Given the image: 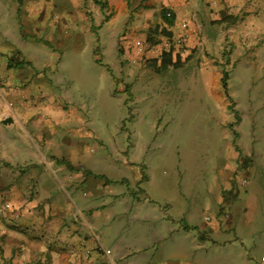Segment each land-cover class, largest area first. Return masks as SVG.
Listing matches in <instances>:
<instances>
[{"label":"crops","instance_id":"1","mask_svg":"<svg viewBox=\"0 0 264 264\" xmlns=\"http://www.w3.org/2000/svg\"><path fill=\"white\" fill-rule=\"evenodd\" d=\"M6 1L0 3V19L2 12L13 17ZM243 1L236 0L232 14L219 16L224 8L219 0L215 7L208 6L209 0H119L102 26L112 31L115 21L123 24L132 14V29L155 24V30L163 10L169 9L174 16L170 30L179 32L180 21L186 19L190 51L200 46L197 59L179 65L169 58L173 64L158 61L157 66L178 83H205L222 119H227L221 93L226 80H221L218 66L230 68L229 77L237 72L244 78L246 96L228 90L240 116L239 139L226 146L207 179L197 170L184 174L180 159L171 161L167 151L157 152L161 143L102 139L94 129L87 130L76 109L54 107L49 98L38 103L39 109L23 108L20 95L25 90L18 88L8 96L14 108L7 109L0 97V113H5L0 119V159L9 165L0 169V208L26 235L51 248L54 264H264V181L253 186L250 175L248 180L236 175L241 163L248 172L264 162V142L253 135L244 139L241 130L246 117L253 122L264 116L259 112L264 92H251L264 77V13L257 10L264 1L248 0L247 8L238 11ZM227 22L233 24L222 28ZM204 47L210 56L204 55ZM116 66L124 81L133 83L132 95L136 85L144 91L152 79L142 65ZM7 118L11 121L4 122ZM259 132L264 138V130ZM92 137L99 140L94 152L88 148Z\"/></svg>","mask_w":264,"mask_h":264},{"label":"rangeland","instance_id":"2","mask_svg":"<svg viewBox=\"0 0 264 264\" xmlns=\"http://www.w3.org/2000/svg\"><path fill=\"white\" fill-rule=\"evenodd\" d=\"M101 1L105 3L103 8L95 0L6 1L7 6L10 3L12 7L13 17L9 12H2L3 19H0V66L3 65L0 67V97L5 107L14 108V100L8 96L21 88L25 90L20 95L23 108L39 109L49 98L54 107L76 109L84 118L87 130L94 129L102 139L161 143L157 152L167 151L171 161L175 157L180 159L184 174L197 170L200 177L207 179L215 172L226 146L239 139L236 125L240 116L228 90L246 96L244 78L237 72L229 77L230 68L224 64L218 66L221 80H226L221 82V93L227 119H222L221 114H215L218 104L212 100L205 83L196 80L178 83L171 73H162L163 67L157 66L162 52L166 59L174 58L179 65L197 59L200 46L190 51L186 19L180 21L179 32L170 30L174 16L170 26L163 20L155 30V24L132 29L134 16L131 14L125 23L115 21L114 30L107 31L106 26H102L114 13V6L118 9L119 0ZM217 1L209 0L207 4L215 7ZM219 1L224 7L219 16L227 12L232 14L237 7L236 0ZM248 4V0L243 1L238 11L243 12ZM257 10L264 13V2ZM164 12L168 18L173 15L169 9ZM216 21L211 20V24ZM229 24L233 22L223 24L222 28H228ZM203 51L206 56L212 54L205 47ZM216 55L224 59L222 53ZM19 61L24 62L17 66ZM118 63L121 69L145 67L152 76L146 89L138 90L136 85L132 95L129 89L133 83L124 81V74L118 72ZM128 76H134L133 72ZM19 77L22 81L17 79ZM252 78L247 77L248 81ZM30 86L32 92L27 90ZM260 90L264 92V77L253 84L251 92ZM2 112L0 119L5 115ZM259 112H264V108ZM261 129L264 130V116L261 115L253 122L246 117L241 125L243 138L251 140L253 135V138L259 137L258 143L264 142L260 137ZM88 142V148L93 151L99 140L92 137ZM185 159L188 163L181 164ZM3 161L0 159V169L9 168ZM243 164L236 175L246 180L250 175L253 186L254 183L260 185L264 181V162L256 171L250 167L248 172L243 170ZM165 170L167 175H172L173 171ZM16 223L11 214L0 208V264H54L51 248H44V244L33 235H26Z\"/></svg>","mask_w":264,"mask_h":264},{"label":"trees","instance_id":"3","mask_svg":"<svg viewBox=\"0 0 264 264\" xmlns=\"http://www.w3.org/2000/svg\"><path fill=\"white\" fill-rule=\"evenodd\" d=\"M95 2H98V3L101 5L102 8L105 7V3H104L103 1H101V0H95ZM162 17H163V20H164L169 26L172 25V23H173V15H172L171 18H168V17H166V13H165L164 10H163ZM162 32H163V29H160V33H162ZM165 60H167V59L165 58V53L162 52V53H161V58H160L161 65H162V66H165V65H167L168 63H172V62H171V59H168L167 62H165ZM176 61H177V60H176ZM23 62H24V61H19V62L17 63V66L20 65V64H22ZM175 63H176V62H175ZM172 64H173V63H172ZM223 83H224V82H223Z\"/></svg>","mask_w":264,"mask_h":264},{"label":"built area","instance_id":"4","mask_svg":"<svg viewBox=\"0 0 264 264\" xmlns=\"http://www.w3.org/2000/svg\"><path fill=\"white\" fill-rule=\"evenodd\" d=\"M6 207H8L9 206V204H7L6 203V205H5ZM25 211H28V208H25ZM15 215L16 216H18L19 215V211L17 210L16 212H15ZM107 252H108V250H107Z\"/></svg>","mask_w":264,"mask_h":264},{"label":"water","instance_id":"5","mask_svg":"<svg viewBox=\"0 0 264 264\" xmlns=\"http://www.w3.org/2000/svg\"><path fill=\"white\" fill-rule=\"evenodd\" d=\"M4 122L11 121V118H7L3 120Z\"/></svg>","mask_w":264,"mask_h":264}]
</instances>
